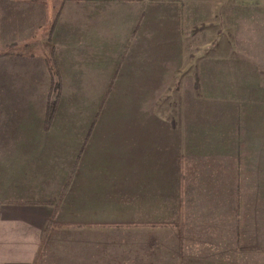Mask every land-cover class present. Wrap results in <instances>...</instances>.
<instances>
[{"label":"rangeland","instance_id":"1","mask_svg":"<svg viewBox=\"0 0 264 264\" xmlns=\"http://www.w3.org/2000/svg\"><path fill=\"white\" fill-rule=\"evenodd\" d=\"M66 16V25L91 26L89 33L84 32L91 42L84 39L81 52L92 50L91 55L80 56L77 67L71 64L76 72L68 65L63 71L54 128L45 124L46 134L65 138L69 145L35 147L40 159L31 158L13 171L5 170L12 162L4 152L0 199L43 197L32 190L41 187L52 190L44 203L54 202L64 169L80 161L82 172L75 181L83 190L86 157L92 162L87 168L92 170L90 176L105 181L99 185L103 202L91 183L93 204L88 210L79 208L78 217L70 222L74 215L68 207L58 218L50 215V208L35 206L36 201L0 203V264H28L49 223L59 226L65 256L54 247L41 264L85 263L86 258L76 257L74 250L84 243L80 238L87 237L89 221L100 223L96 229H101V237L109 236L107 252L115 256L123 248L131 250V237H119V229L132 227L139 215L144 224L151 220L156 228L152 237H140L135 243L139 264H174L179 250L183 264H246L252 255L259 261L255 250L232 245L231 159L236 151L234 124L243 109L247 164L243 237L245 245L260 249L264 247V0L99 1L90 12ZM9 82L4 90H13ZM46 98L35 99L38 121ZM0 148V153L7 149ZM177 154L184 157L189 206L183 231L174 188ZM150 163L155 166L151 179L157 183L155 192L147 194L149 200L143 201L148 203L144 213L133 210L131 190L133 178L149 180L150 173L135 177L133 172ZM38 165L44 179L34 172ZM148 186L142 182L137 194ZM261 232L263 241H255Z\"/></svg>","mask_w":264,"mask_h":264},{"label":"crops","instance_id":"2","mask_svg":"<svg viewBox=\"0 0 264 264\" xmlns=\"http://www.w3.org/2000/svg\"><path fill=\"white\" fill-rule=\"evenodd\" d=\"M104 2V1H122V2H138L140 0L129 1V0H0V147L7 148L6 151H2L0 153V162H7L6 155L3 158V153L7 152L10 157V161L12 165L5 169L9 171H13L17 168V166L23 167L26 166V163L30 161L31 158L40 159L39 155H37L38 148L35 147H44V146H63L69 145L67 143V139L65 138H55L54 135L46 134L45 124L48 125V129L51 130L54 127L52 122H45V112H46V100L44 102V110L40 116V121H38V112L35 106L36 100L39 97L43 98L44 95L48 97L50 92V86L52 77L55 71L58 72L61 79V97H62V85L65 81L63 79V71L67 70V65L71 67L72 65H77V60H81L82 54H90L92 53L91 48L82 51V41L87 40L91 42V36L88 34L86 37L84 32L91 31V26H86L85 28L80 27V25H66L65 20L67 19V13L74 14H82L86 13L87 10L91 11V6L94 2ZM56 2V4H55ZM88 6V9H86ZM70 8L75 9V11H69ZM89 25V24H88ZM88 55V58L91 56ZM66 59V63H62L61 61ZM72 66V72H76V67ZM116 75V74H114ZM12 81L13 90H4V83ZM17 83V84H16ZM13 99L8 102V100ZM16 99H22L20 103L17 102ZM4 99V100H3ZM11 104V105H8ZM58 108V106H57ZM56 108V111H57ZM55 111V113H56ZM55 115V114H54ZM36 119V120H35ZM51 125V126H50ZM52 127V128H51ZM246 129V128H245ZM246 135V134H245ZM246 142V140H245ZM236 146V145H235ZM10 147V148H8ZM3 149V148H0ZM245 154H246V145H245ZM182 155V154H181ZM183 156V155H182ZM231 159V170H232V204L233 211L235 217V229L232 235V245L234 248L239 250H248L258 252L260 254V260L257 259L258 255H252V260L247 262L246 264H264V247L260 249H252L251 246H247L244 244L243 237V228L245 223V212H246V181L245 175L247 171L246 157L244 156L245 162V173H244V211H243V224L241 229L242 234V244L244 248H238L233 243V237L236 233L237 229V210L234 203V191L235 184L234 178L235 173L233 169V158ZM184 158V157H183ZM44 163V160L42 164ZM91 161H86V157L84 159L85 171H89L86 175L84 181V189H78L76 186V178L77 175L81 174L80 171L82 167V161L74 162L71 166H67L64 171L65 175L63 177V181L60 183L57 191H54V196L56 198L50 203H44L45 201H49L50 196L52 194V190L41 189V187L32 189L34 193L44 194L43 197L37 196L38 198H26L30 199L33 202H39L37 205L39 208H50V215H52V211L54 208L55 202L61 196V187L66 182V179L70 175V171L73 170V175L71 174L70 183L68 185L67 190L64 191L62 199L61 210L56 214V216H60L63 213L64 209L68 207L74 217L69 218L70 222L72 219H75L76 214L80 210H88L94 201V190L91 189V183L97 190V195L101 202H103V190L100 189L99 185L101 182L105 185L104 179H101L100 176H96L94 179L90 176V171L92 168ZM2 164V163H1ZM41 164V165H42ZM29 163L28 166H30ZM148 166L143 167L139 166L138 169L133 172L135 175L137 174L139 177H145L147 171L150 173V178H133V210L136 211H146L145 204L143 201L149 200V195L151 192H155V185L157 182H154V179H151L154 174L152 173L153 167H155L152 163L147 164ZM39 165L35 167L34 172L41 173L40 176L44 179V171L38 170ZM143 169L141 172L140 169ZM183 180L181 191L178 193L175 189V192L179 196V209L182 205L185 209V212L181 219V230L185 227V216H188V196L185 190V171H184V159H183ZM33 172V174H34ZM55 172L53 171V181L56 179ZM137 175L135 177H137ZM0 177H2L0 175ZM65 179V180H64ZM167 179V178H166ZM61 180V178H60ZM58 178V181H60ZM57 181V182H58ZM101 181V182H100ZM142 182H145L146 185H149L147 191H143L141 194H137L136 189L142 185ZM43 185V182L38 185ZM37 185V184H34ZM55 186V184H54ZM176 186V184H175ZM174 186V188H175ZM126 193V192H123ZM9 197V196H7ZM24 198V197H23ZM146 199V200H143ZM169 198V197H168ZM154 201V197H151ZM2 203V202H0ZM2 204H13V203H2ZM17 204V203H15ZM27 204V203H26ZM103 204V203H102ZM145 213V212H144ZM179 215V211H178ZM55 216V217H56ZM88 216V215H87ZM53 220V219H51ZM138 223H137V222ZM148 223L153 226L150 227L142 222L141 215L133 220L132 227H126L125 229L120 228L119 237H131V250L129 251H119L118 254L112 256L107 252L106 242L108 241V235H103L101 237V229H96V226H99L100 223L89 221V225L86 228L87 237H81L80 240L84 243L81 244L79 250H74L73 246H70V249H73L76 254V257H85L86 262L82 264H139V261L135 256L137 255V250L134 249L135 243L139 242L140 237H152L150 236L153 232H155V226L150 222ZM65 222V223H67ZM63 224V223H62ZM72 225H80L79 223H72ZM193 224L190 223V226ZM45 227L42 231L40 237H38V241L31 255L30 261L31 263L34 254L37 250V247L42 239V235L45 231L48 232L46 244L44 246L43 257L45 253L52 251L55 247L59 251H61L60 255H64L66 247L64 245H60L61 233L57 229V227ZM262 232L263 229L261 228ZM262 232L258 237H255V241H263ZM143 235V236H141ZM249 239V237H247ZM79 240V239H78ZM182 240L184 238L182 237ZM59 242L58 244H55ZM55 245V246H54ZM105 246V248H104ZM121 248V249H122ZM65 256V255H64ZM184 254L182 250H179V253L176 256L175 263L177 258H181V263L183 264ZM70 257L71 254H70ZM42 262V260H41ZM40 262V264H41Z\"/></svg>","mask_w":264,"mask_h":264},{"label":"trees","instance_id":"3","mask_svg":"<svg viewBox=\"0 0 264 264\" xmlns=\"http://www.w3.org/2000/svg\"><path fill=\"white\" fill-rule=\"evenodd\" d=\"M129 1H135V0H129ZM61 98V79L57 71H55L51 86H50V92L46 100V112H45V122L50 123L54 117L56 108L60 102ZM234 141L236 145V151L235 156L233 158V169L235 173L234 178V184H235V191H234V203L237 210V229L236 233L233 237V243L238 248H244L242 244V224H243V211H244V173H245V162H244V156H245V120H244V111L243 109L238 110V116L234 124ZM183 156L181 154H177L174 159V164L177 172V182L175 189L178 193L181 191L182 186V180H183ZM73 170L70 171V175L66 179V182L61 187V196L60 198L55 202L54 208L52 211V217H55L56 214L61 210L62 206V197L65 190H67L68 185L70 183V177L71 174L73 175ZM0 202L2 203H30L33 202L30 199H26L23 197H4L0 199ZM185 212L184 207L181 205L179 209V216H182ZM51 226V224H48V227ZM48 232L45 231L42 235V239L37 247V250L34 254V257L30 264H40L42 257H43V251L44 246L46 244ZM181 263V258H177L176 264Z\"/></svg>","mask_w":264,"mask_h":264}]
</instances>
